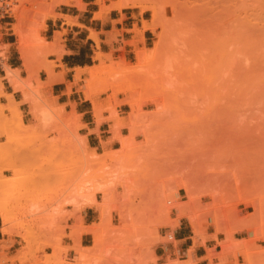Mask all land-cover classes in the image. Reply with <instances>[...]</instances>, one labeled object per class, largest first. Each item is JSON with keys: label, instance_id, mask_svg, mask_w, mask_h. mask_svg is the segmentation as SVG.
<instances>
[{"label": "rangeland", "instance_id": "obj_1", "mask_svg": "<svg viewBox=\"0 0 264 264\" xmlns=\"http://www.w3.org/2000/svg\"><path fill=\"white\" fill-rule=\"evenodd\" d=\"M184 1L139 0L123 7L142 16L141 27L129 30L134 36L122 41L133 47L130 51H105L88 29L94 42L87 57L90 64L75 68L80 76L76 80L74 73L67 91L75 86L86 98L88 67L101 69L102 60L104 68L97 69L91 86L97 113L86 98L94 121L109 122L110 140L98 148L87 144L84 124L74 109L65 111L34 94L30 81H19L23 99L31 104L23 120L21 100L3 91L0 76V205L8 215V230L0 229V264H157L155 247L174 242L180 221L193 246L213 238L212 250L217 252L207 250L218 259L215 264H264V0H187L184 5L193 9L187 12ZM9 2L10 16L1 21H11L17 38L15 29L21 30L30 63L36 59L38 69H49L55 62L48 56L62 52L56 44L64 30L54 31L59 39L47 45L54 36L48 19L61 16L74 24L75 18L56 10L62 4H85ZM110 2H97L99 16ZM144 21L154 26L148 28L147 42ZM209 34L232 50L229 57L208 83L182 80L189 76L179 74L183 66L176 73L182 53L189 48L190 54L195 43L202 46ZM38 36L44 38L41 51ZM157 42L158 54L139 67L137 50L147 52ZM5 46L0 42V58ZM182 47L187 49L181 53ZM98 51L102 58L96 56ZM174 55L180 63L173 62ZM27 69L32 70V63ZM88 195L95 204L89 205ZM85 206L94 208L89 223L83 218ZM166 264L190 260L172 258Z\"/></svg>", "mask_w": 264, "mask_h": 264}, {"label": "crops", "instance_id": "obj_2", "mask_svg": "<svg viewBox=\"0 0 264 264\" xmlns=\"http://www.w3.org/2000/svg\"><path fill=\"white\" fill-rule=\"evenodd\" d=\"M82 2L85 4L84 8H80L75 3H69L62 4L56 10L57 13L75 18L76 23L68 24L61 16L48 19V30L51 31L50 36L54 34V31L64 30L61 36L62 41L56 44V47L62 48V52L59 55L54 53L48 56V60L55 62L47 66L56 78V80L52 81H49V74L44 68L38 69L41 64L36 59L31 61V72L24 67L23 59L16 46L17 37L11 29V21L0 20V23L5 25L0 28L2 34L0 42L6 45L4 48L5 55L0 58V76L3 77V91L11 93L14 99L21 100L19 108L23 113V120L28 114L31 104L23 99L20 88L14 89V86L11 85L10 80L5 76L4 65L18 69L17 76L23 82L30 81L31 91L34 94L45 98L49 103L63 106L65 111L74 109L79 114L80 121L84 124L85 130L82 134L85 135L87 144L98 148L102 141L110 140L109 122L102 120L97 124L92 115L90 100L84 98L75 89V86L70 91H67V88L69 82L74 79L75 68L90 64L87 57L92 56L89 50L94 46V42L88 37L89 28L98 32L99 44L100 46H106L105 51L113 50L115 52L118 47H123L126 51H130L133 47L122 43V41L134 36L129 30L135 25L138 28L141 27L142 16L139 15L138 11L112 8L103 11L98 17H94V12L99 9L96 0H82ZM105 3H108V1H105ZM149 31V29L143 31L144 42H147L150 37ZM100 99H104V96ZM114 141L111 140L109 143L112 145ZM93 211L94 208L92 206L84 207L83 218L86 223L91 222L87 220H91ZM213 245H215V241L208 236L204 243H197L193 246L191 234L186 232L185 225L180 221L174 229V242L160 243L155 247L156 263L166 264L169 259L176 258L178 261L189 259L190 264H215L218 259L210 257L207 250L208 247L212 250ZM212 251L217 252L216 249Z\"/></svg>", "mask_w": 264, "mask_h": 264}, {"label": "bare ground", "instance_id": "obj_3", "mask_svg": "<svg viewBox=\"0 0 264 264\" xmlns=\"http://www.w3.org/2000/svg\"><path fill=\"white\" fill-rule=\"evenodd\" d=\"M97 2H99L100 0H96ZM139 0H111V2L109 3V5H107V6H105V8L107 9V10H109V9H117V10H121L123 7H125V6H134L137 2H138ZM185 1H187V0H185ZM185 1L183 2V5H184V3H185ZM253 1V0H252ZM189 2V1H188ZM239 2V1H238ZM256 2V1H255ZM187 4V3H186ZM185 4V5H186ZM184 5V8L186 9V6L188 5H186L185 6ZM262 5V4H261ZM180 6H182V5H180ZM234 6V5H233ZM102 7V6H101ZM228 7H229V5H228ZM252 7V6H251ZM260 7V6H259ZM189 8V9H188ZM191 8V9H190ZM227 8V7H226ZM245 8V7H244ZM183 9V8H182ZM224 9H225V7H224ZM261 9H264V7H262ZM152 10H153V13L155 14V15H157L156 13V9L155 8H153L152 7ZM187 10H190V11H192L193 9H192V6H190L189 7V5L187 6V9H186V11L185 12H187ZM262 11V10H261ZM99 13H100V11H95L94 12V14H93V16L94 17H98L99 16ZM178 13H180L179 11H178ZM206 13V12H205ZM153 14V15H154ZM203 14V13H202ZM185 16V15H184ZM250 17V16H249ZM256 17V16H255ZM259 17V16H258ZM261 17V16H260ZM246 18V19H245ZM259 19V18H258ZM209 20H210V17H209ZM242 20V19H241ZM243 21L244 22H246V23H250V24H253V23H251L250 21H251V19H249V18H247V17H244L243 18ZM211 22V21H210ZM212 23V22H211ZM209 24V23H208ZM202 25H204V24H202ZM181 26V25H180ZM142 27H143V30L144 29H148V28H153L154 29V26H153V24H151L150 22L148 23L147 21H144L143 22V25H142ZM213 27V26H212ZM259 27V26H258ZM260 28V27H259ZM139 29V28H138ZM137 29V30H138ZM217 29V28H216ZM235 29V28H234ZM242 29V28H241ZM90 30V32H89V37H91V38H93L96 42H97V44H99V39H98V36H97V31H95L94 29H92V28H90L89 29ZM136 30V31H137ZM140 32H142V29H140L139 30ZM138 31V32H139ZM180 31V30H179ZM208 31H210V30H208ZM212 31H215V28L212 30ZM211 31V32H212ZM222 31V30H221ZM259 31H261V30H259ZM262 31H264V29H262ZM198 32V31H197ZM197 32H196V34H197ZM210 32V33H211ZM216 32V31H215ZM226 32V31H225ZM15 33L18 35V38H17V40H16V43H17V48H18V50H19V53H20V55H21V57H22V59H23V65H24V67L25 68H27L28 66H29V64H31L30 63V54H29V50H28V48H27V46H26V39L24 38V36L22 35V33H21V30H17V29H15ZM58 32H54V36H53V41H51L50 43H48L47 45H53V44H55L56 42H57V40L59 39L58 37H59V35L57 34ZM235 33V32H234ZM195 34V33H194ZM214 35V34H213ZM180 36V35H179ZM195 36V35H194ZM199 36V35H198ZM208 36H210L206 41H204L205 43L203 44L202 43V46H196V43L194 44L195 45V47H196V50H197V48H199V47H201V49L199 48L197 51H199V52H197V53H193L192 52V50H195V47L192 49V46H191V52H190V54L192 53V54H194L195 55V58H193V55H191V57L193 58H191L190 57V54H189V52H188V50H190L189 48L187 49V48H185V49H187V53L186 52H183L185 49H184V47H182L183 48V50L181 51V53H182V60H180V62L179 61H177V59L175 58V56L176 55H174L173 56V62L175 63V62H179L180 63V67H177V65L175 66V67H177L178 69L176 70V73L178 72L179 73V70L180 69H183V67H185V70H180V71H183V72H180L179 74L181 75V74H183V75H189V76H184L183 77V79L182 78H180V81H181V79L182 80H185V81H190V82H192V83H194L193 81H197L196 82V84L200 81L201 82V84H203L202 82H204V81H210L209 80V78H211L214 74H212V73H214L215 72V70L217 71V69H218V71H219V67L224 63V61H226V59L229 57V55H228V53L230 54V52L232 51V50H230V52H228L229 51V48H228V50H226L225 49V45H224V43H223V41H222V39L220 40V38H218V36L216 37L215 35L214 36H212V34H209ZM223 36V35H222ZM181 37H183V36H181ZM200 37V36H199ZM179 38V37H178ZM223 38V37H222ZM235 38V37H234ZM44 38L43 37H40V36H38L37 37V40H38V49L41 51V49H42V47H44L45 46V44H43V45H41V41L43 40ZM177 39V38H176ZM189 40V39H188ZM201 41V40H200ZM37 42V41H36ZM190 42V41H189ZM232 42V41H231ZM15 43V44H16ZM177 43V42H176ZM237 43V42H236ZM170 44V43H169ZM168 44V45H169ZM198 44H200V43H198ZM233 44V43H232ZM159 44H158V42L153 46V47H151L150 48V50L149 51H147V52H145L144 50H137V59H138V64H140V65H138L139 67H142L141 65H143V64H148L149 63V61L151 60V59H153L154 57H155V54H158V49H160L159 48V46H158ZM184 45V44H183ZM187 45V44H186ZM193 45V46H194ZM238 45V44H237ZM236 45V46H237ZM234 46V45H233ZM247 46V45H246ZM172 47V46H171ZM189 47V46H188ZM232 47V46H231ZM166 48H168V46L166 47ZM174 48H175V46H174ZM237 48V47H236ZM240 48V47H239ZM246 48V47H245ZM173 49V48H172ZM176 50H178V49H176ZM244 50V49H243ZM242 50V51H243ZM171 51V50H170ZM235 51H236V49H235ZM240 51H241V49H240ZM241 51V52H242ZM174 52V51H173ZM201 52V53H200ZM233 52H234V50H233ZM232 52V53H233ZM6 53V52H5ZM184 53H186L187 55L189 54V57L186 55L185 57L187 58L188 57V60L190 61H188L186 58H184ZM235 53V52H234ZM101 52L100 51H98L97 53H96V56L97 57H101ZM250 54V53H249ZM0 55H1V52H0ZM5 55V54H4ZM3 55V56H4ZM103 55V54H102ZM172 55V54H171ZM171 55H169L170 57H171ZM227 55H228V57H227ZM237 55H239V54H237ZM251 55V54H250ZM167 56V55H166ZM166 56H164V57H166ZM169 56H167V57H169ZM177 56H179V52H177ZM202 56V57H201ZM163 57V56H162ZM180 58H181V56H179ZM198 57V58H197ZM259 57V56H258ZM102 58V57H101ZM184 58V59H183ZM100 59V58H99ZM186 59V61H185V63H184V60ZM194 61V63H195V61L196 62H198V64H194L193 63V61ZM248 59V58H247ZM164 60H165V58H164ZM176 60V61H175ZM230 60V59H229ZM240 60V59H239ZM249 60V59H248ZM102 61V60H101ZM100 61V63H99V66L98 67H101V69L100 68H96V65L94 66V67H88L89 69H88V71H89V74H90V78L89 79H87V83L85 82V84H86V89L84 90V92H85V95H86V98H90L91 100H92V102L94 103V106H93V110L95 111V109H96V113H97V105H98V103H95L94 102V100L92 99L93 97H92V95H93V91L92 90H94V89H92L91 88V86L92 85H94L93 83H95V74L97 73V69H100V71L102 70V67L104 68V66H102L103 64V62H101ZM152 61V60H151ZM192 61V62H191ZM236 61V60H235ZM162 62V61H161ZM184 64H183V63ZM188 64H187V63ZM166 63H168V62H166ZM172 63V62H171ZM193 63V64H192ZM102 64V65H101ZM150 64V63H149ZM162 65L163 64H165V61H164V63H161ZM170 64V63H169ZM178 64V63H177ZM192 64V66L194 67H192V66H190ZM225 64H226V62H225ZM137 65H135V68H138L139 69V67L137 66ZM173 65H175V64H173ZM173 65H171V67H173ZM179 65V64H178ZM187 65V66H186ZM6 66V68H5V70H6V73H5V76L10 80L9 82H11V85H13L14 86V89L15 88H19V80H20V78L17 76V73H18V69H13V68H11L10 66H8V65H5ZM164 66L165 65H163V68L160 66V71H162V70H164ZM183 66V67H182ZM228 66H230V65H228ZM255 66V65H254ZM188 67V68H187ZM246 67H248V66H246ZM78 68V67H77ZM91 68V69H90ZM133 69V70H136V69ZM158 68H159V66H158ZM161 68H162V70H161ZM174 68V67H173ZM180 68V69H179ZM226 68H227V65H226ZM29 69V68H28ZM143 69V68H142ZM148 69H150V68H148ZM154 69H155V67H154ZM186 69H191L190 71H186ZM195 69V70H194ZM45 70H47L48 71V74H49V76L50 77H55V76H53V75H51V72H50V70L49 69H45ZM140 70H141V68H140ZM139 70V71H140ZM151 70V69H150ZM167 70V69H166ZM174 70V69H173ZM172 70V71H173ZM194 70V71H193ZM197 70V71H196ZM221 70V69H220ZM223 70V69H222ZM221 70V71H222ZM230 70V69H229ZM246 70H247V68H246ZM30 71V70H29ZM79 71V70H78ZM82 71V70H81ZM99 70H98V73L100 72ZM141 71H143V70H141ZM196 71V72H195ZM217 71V72H218ZM31 72V71H30ZM131 72V71H130ZM135 72V71H134ZM153 72V71H152ZM155 72H156V69H155ZM175 72V71H174ZM223 72V71H222ZM221 72V73H222ZM239 72V71H238ZM141 73V72H140ZM143 73H144V71H143ZM157 73V72H156ZM177 73V74H178ZM189 73V74H188ZM193 73V74H192ZM226 73V72H225ZM233 73H235V71L233 72ZM159 74V73H158ZM169 74V73H168ZM198 74H200V75H198ZM227 74V73H226ZM143 75V74H142ZM145 75V74H144ZM173 75H176L175 73L173 74ZM202 75V76H201ZM224 75V74H223ZM233 75V74H232ZM240 75V74H239ZM48 76V77H49ZM79 76H80V72H77L76 71V73H75V79L77 80L78 78H79ZM148 76V75H147ZM153 76H155V75H153ZM190 76L192 77V78H190ZM199 76V77H198ZM150 77V76H149ZM158 77V76H157ZM171 77H174V76H171ZM176 77V76H175ZM180 77H182V76H180ZM187 79H186V78ZM98 78H101L100 77V73H99V76H98ZM148 78V77H147ZM196 78V79H195ZM214 78V77H213ZM212 78V79H213ZM19 79V80H18ZM104 78H101V80L102 81H104L103 80ZM167 79V78H166ZM169 79V78H168ZM172 79L173 78H171V81H172ZM177 79V78H176ZM195 79V80H194ZM208 79V80H207ZM211 79V80H212ZM52 80V79H51ZM21 81V80H20ZM48 81V80H47ZM50 81V80H49ZM94 81V82H93ZM119 82V81H118ZM164 82H166V80L164 81ZM168 82V81H167ZM207 82V83H208ZM215 82V80L213 81V83ZM184 83V82H183ZM85 84H84V86H85ZM101 84H103V82L101 83ZM172 84V83H171ZM174 84H176L175 82H174ZM205 84V83H204ZM119 84L117 83V86H118ZM185 86H187V85H185ZM189 86H191L190 84H189ZM192 86H193V84H192ZM207 85L205 84V87H206ZM210 86V84L208 85V87ZM93 87H95V86H93ZM176 87H178L177 85H176ZM181 87H184V85L183 86H181ZM35 88V90H37L36 89V87H34ZM119 88V87H118ZM117 88V89H118ZM116 89V90H117ZM34 90V89H33ZM34 90V91H35ZM118 91H119V89H118ZM97 104V105H96ZM49 113H50V110L48 111ZM47 111H43V113L42 114H46L47 115V113H48ZM48 113V114H49ZM51 114V113H50ZM52 115V114H51ZM50 115V118L52 117ZM44 117V116H43ZM116 122V121H115ZM89 193V192H88ZM92 195H88L87 196V200H88V203H90L89 205H92V204H95V198L93 199V196L91 197ZM0 218H1V225H0V229H1V231H3V232H6L8 229H7V222H8V215H7V212H6V209L2 206V205H0ZM190 220V219H189ZM192 222V221H191ZM193 224V223H192ZM195 232L197 231V230H194ZM208 259H210V258H208ZM211 261V260H210Z\"/></svg>", "mask_w": 264, "mask_h": 264}, {"label": "built area", "instance_id": "obj_4", "mask_svg": "<svg viewBox=\"0 0 264 264\" xmlns=\"http://www.w3.org/2000/svg\"><path fill=\"white\" fill-rule=\"evenodd\" d=\"M11 3L9 0H0V20L3 16H10Z\"/></svg>", "mask_w": 264, "mask_h": 264}]
</instances>
